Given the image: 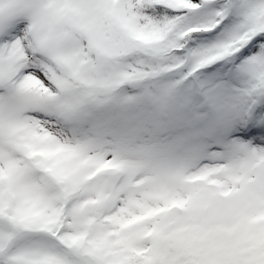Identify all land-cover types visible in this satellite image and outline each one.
<instances>
[{
  "label": "snow or ice",
  "instance_id": "6c2138e0",
  "mask_svg": "<svg viewBox=\"0 0 264 264\" xmlns=\"http://www.w3.org/2000/svg\"><path fill=\"white\" fill-rule=\"evenodd\" d=\"M0 264H264V0H0Z\"/></svg>",
  "mask_w": 264,
  "mask_h": 264
}]
</instances>
